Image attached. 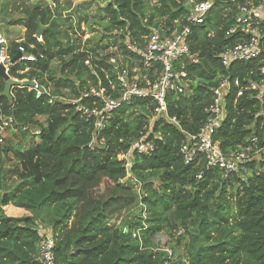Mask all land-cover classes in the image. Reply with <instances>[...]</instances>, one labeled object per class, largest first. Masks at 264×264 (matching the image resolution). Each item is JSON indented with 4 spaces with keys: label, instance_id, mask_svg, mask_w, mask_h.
Wrapping results in <instances>:
<instances>
[{
    "label": "trees",
    "instance_id": "16d2710c",
    "mask_svg": "<svg viewBox=\"0 0 264 264\" xmlns=\"http://www.w3.org/2000/svg\"><path fill=\"white\" fill-rule=\"evenodd\" d=\"M50 1L30 5L20 1L15 7L20 8V17L0 25L24 29L19 43L7 41L11 61L19 46L35 57L34 62L13 60L8 76L19 82L36 80L65 100L49 104L47 98L36 99L27 87L19 86L11 89L9 101L1 95L5 81L0 77V118L11 116L23 138L31 135L23 127L39 130L28 146L0 143V264H39L38 248L48 236L39 228L42 223L52 227L49 236L57 264H264V129L259 126V101L249 100L244 91L235 106L228 104L215 132L223 152L240 151L248 146L256 120L255 147L262 151L245 173L223 178L220 170L212 169L198 179L199 168L185 165L179 152L185 135H195L205 121L202 110L222 77L260 79V61L233 64L226 70L218 59L237 40L226 33L233 26L236 5L245 0L215 2L205 24L191 28L187 41L198 62L182 60L188 91L171 92L166 98L168 116L176 118L179 127L164 118L155 122L150 133L158 135L154 152L132 155L129 178L117 155L127 152L128 142L141 132L153 106L140 100L122 106L94 137L92 121L76 112L72 102L99 82L109 92L108 80L115 82L112 67L104 59L95 60L96 50L107 45L100 41L77 50L66 16L48 28L52 9L63 13L70 8L63 7L62 0ZM185 1L79 0L73 11L79 29L96 5L100 19L94 23L103 29L101 39H110L106 42L125 54L121 43L126 36L139 41L154 29L179 30ZM39 27L41 43L35 39ZM90 55L92 66L87 67L84 61ZM234 97L232 92L231 101ZM79 104L91 107L92 100ZM15 162L21 166L17 179L29 184L14 193L5 189V167ZM137 229L140 234L132 238ZM160 232L184 239V257L172 258L171 245L170 254L155 246L153 237Z\"/></svg>",
    "mask_w": 264,
    "mask_h": 264
},
{
    "label": "built area",
    "instance_id": "2783aa9c",
    "mask_svg": "<svg viewBox=\"0 0 264 264\" xmlns=\"http://www.w3.org/2000/svg\"><path fill=\"white\" fill-rule=\"evenodd\" d=\"M217 1L234 4L237 0H186L183 5L186 11L184 24L179 30L172 32H169V29L153 30L139 41L126 36L121 43L125 54L116 50L115 47V57L104 60L112 67L115 75V82L110 80L107 82L109 92H106L99 82L97 87L90 88L80 99L72 102L76 104V112L81 113L87 121H92L94 137L105 129L114 112L122 106H128L135 100L148 102L149 106H153L141 132L128 142L127 152L117 155V160L124 163L126 178L131 177L129 168L133 154L146 156L154 152V140L158 138V135L150 136V133L155 122L164 118L179 127L176 118L168 116L166 98L171 92L184 94L188 91L187 76L182 70V60L188 58L194 64L198 60L190 55L187 38L191 34V28L205 24L210 10ZM226 35H235L237 40L218 55L221 66L227 70L233 64L260 61L262 64L257 69L260 79L259 81L240 80L238 77L231 78L228 74L211 89V102L202 110L205 121L195 135H185V141L181 144L179 151L185 165L195 164L199 168L196 176L198 179L205 170L212 169L220 170L223 178L232 174L245 173L247 164L257 159L262 151L255 147L258 142L256 120L251 126L252 134L248 139V146L240 151L223 152L220 143L215 139V132L221 127L227 115L228 104L232 102L235 106L244 91L249 92V100L254 98L259 101L261 105L259 126L264 129L262 109L264 106V0H245L243 4L236 5L233 26ZM35 39L39 43L42 42L41 35H36ZM17 49L20 55L17 61H35V57L27 54L23 46ZM116 58L121 59L123 68L113 66ZM95 60L102 61L98 58ZM0 65L4 67L7 74L9 68L14 65V62L8 58V42L2 33H0ZM84 65L92 66L91 55L84 61ZM30 82L31 85L27 88L36 99L45 97L49 104L56 100L65 101L53 96L36 80ZM232 92L235 93V97L231 101ZM82 100H92L91 107L80 105L79 102ZM14 125L15 122L11 116L0 118V143L4 139L1 135ZM22 130L30 131L35 135L39 134L38 129L33 130L26 126ZM100 141L103 144L104 140ZM123 182L124 180H120V183ZM139 232L140 229L132 231L131 237L136 238ZM54 247L52 236H45L39 245L36 261L39 264H57Z\"/></svg>",
    "mask_w": 264,
    "mask_h": 264
},
{
    "label": "rangeland",
    "instance_id": "374dc122",
    "mask_svg": "<svg viewBox=\"0 0 264 264\" xmlns=\"http://www.w3.org/2000/svg\"><path fill=\"white\" fill-rule=\"evenodd\" d=\"M20 1L30 5L40 0H17V2L15 3L10 0L0 1V25L3 21L7 22L8 19H16L20 17V8L18 9L15 8L18 6ZM79 3H80L79 0H62L63 7H67V6L70 7L67 10H65L63 14L69 19V22H70L69 28H71V29L68 28L69 34L72 36L75 47H77V50H80L86 46L92 47L93 44L95 43L98 44L97 42L101 41L102 43H105L107 46L103 50H99V51L98 49L96 50L95 53L97 55V58L102 59V60L103 59L104 60L113 59L115 57V52L113 51L111 47L115 46L114 45L115 43L112 44L111 46L109 43L106 42V41H109L110 39H105V37L101 39L103 35V29L101 26H98V24L94 23V22H98L100 19L96 5H93L90 9V12L88 14L90 18L89 21L81 23L80 28L77 29L76 22L78 20L77 19L78 14L75 15L73 11V7H76ZM94 16H96V18L92 20ZM154 30L163 31L164 29L159 28V29H154ZM0 33L4 35L7 41H10V40L18 41V39L21 38V35L24 34L23 28L20 26H6L5 27V25L3 26V24L0 27ZM113 66L115 68H120V69L123 68V64H121V59L117 60L116 58ZM32 142H33L32 134L31 135L28 134L26 138H23L22 135L19 133V131L13 127L7 131L2 143L9 144L12 146L19 144V143H24L25 146H28ZM20 167L21 166L19 162H15L12 165H6L5 167L6 168L5 170L7 171V175L5 179L6 191L14 192V193L19 192L20 190H22L24 187H26L29 184V182L27 181L21 182L19 179H17L16 171L17 169H20ZM133 187L136 190V192H139L137 185H133ZM132 212L133 214H136L134 210ZM8 214L13 215L12 213H8ZM128 217L129 215L126 218ZM42 225L43 226L39 227L40 230L45 231L46 234L48 235H51L50 232H51L52 227L46 223L45 224L42 223ZM179 233L180 232H178L177 235ZM153 242L155 243V246L157 248H163L164 250L168 252H172L170 248L171 246H173L175 249H174V252H172V258L174 259L178 257H184L185 243L182 237H178L175 235L173 238H170V236L167 233L160 232V233H157L153 237Z\"/></svg>",
    "mask_w": 264,
    "mask_h": 264
},
{
    "label": "water",
    "instance_id": "95a60500",
    "mask_svg": "<svg viewBox=\"0 0 264 264\" xmlns=\"http://www.w3.org/2000/svg\"><path fill=\"white\" fill-rule=\"evenodd\" d=\"M51 1L48 0V3H50ZM52 13H53V17L50 21V24L48 25V28L51 27V25L53 24V22L58 19V18H63L64 14L63 13H57L54 9H52ZM43 28L39 27L38 32H37V36L41 35ZM19 54H17V56L13 59L14 61L16 59L19 58ZM13 60L11 62H13ZM0 77L4 79L5 81V86H4V90L1 93L2 96L8 98L9 101H11V95H10V91L13 87H29L31 85L30 81H23V82H19L17 80H14L12 78H10L8 76V74L5 72V69L2 65H0Z\"/></svg>",
    "mask_w": 264,
    "mask_h": 264
},
{
    "label": "crops",
    "instance_id": "0c3cea01",
    "mask_svg": "<svg viewBox=\"0 0 264 264\" xmlns=\"http://www.w3.org/2000/svg\"><path fill=\"white\" fill-rule=\"evenodd\" d=\"M23 32H24V29H23ZM24 35V34H23ZM23 35H21V38L20 39H18V41H15V42H20L21 40H22V38H23ZM112 49H113V51H114V49H115V47H111Z\"/></svg>",
    "mask_w": 264,
    "mask_h": 264
}]
</instances>
